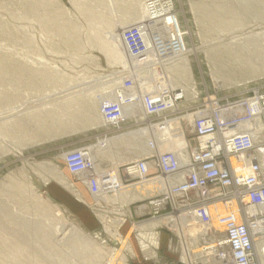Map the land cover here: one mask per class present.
Segmentation results:
<instances>
[{"label": "rangeland", "instance_id": "374dc122", "mask_svg": "<svg viewBox=\"0 0 264 264\" xmlns=\"http://www.w3.org/2000/svg\"><path fill=\"white\" fill-rule=\"evenodd\" d=\"M138 24L150 33L161 27L164 58L156 50L129 55L123 32ZM157 87L182 98L173 112L146 118L140 95L157 93ZM117 93L138 100L124 105L128 121L119 126L107 123L101 112ZM242 102L250 107L229 109V117L246 120L241 126L248 130L242 132L254 133L256 151L264 155V0H0V264H218L214 245L224 236L206 234L186 209L173 213L170 205L158 219L149 214L134 219L130 230L129 203L145 208L152 198L134 197L129 185L155 196L170 183L161 191L148 183L129 184L126 169L146 158L153 164L162 152L187 156L195 145L197 115ZM166 122L173 124L164 144ZM149 127L157 130L158 149L154 138L147 143ZM140 138L151 153L129 161V148ZM180 138L184 144L176 151ZM80 149L93 155L95 169L76 177L64 159ZM235 159L234 164L240 161ZM150 173L158 175L156 168ZM88 175L113 192L99 198L90 188L92 198H83L76 183ZM55 187L65 193V202L52 197ZM37 201L57 211L42 212ZM213 205L223 212L218 201ZM247 211L259 215L264 208ZM258 221L254 227L263 234L255 247L258 264H264L258 255L263 217ZM45 222L55 229L51 239L37 232ZM62 224L65 232L72 225L80 229L82 238L61 236ZM162 232L165 246L157 252L169 259L143 260L137 238L159 241Z\"/></svg>", "mask_w": 264, "mask_h": 264}, {"label": "built area", "instance_id": "2783aa9c", "mask_svg": "<svg viewBox=\"0 0 264 264\" xmlns=\"http://www.w3.org/2000/svg\"><path fill=\"white\" fill-rule=\"evenodd\" d=\"M152 24L153 22L148 26L154 27ZM165 24L171 25L167 21ZM160 28L150 33L147 32V25L138 24L125 30L123 41L129 55L142 57L156 50V56L164 58L161 51L163 47L160 48L164 44V36ZM148 35L150 39H147ZM173 35L172 32L171 38ZM168 53L172 55L173 49ZM163 89L157 87V93L149 90L140 95L146 118H161L176 109V104L182 98L181 94L172 95L173 100ZM116 96V99L104 104L101 112L107 123L119 126L128 121L124 117V105L129 104L132 107L138 100L130 96L124 99L120 93ZM245 105L250 107L242 102L231 107L217 106L211 114L197 115L193 122L195 145L187 156L180 158L175 151L162 152L153 164L152 158H146L129 164L126 169L129 184L136 182L144 185L156 179H166L170 183L166 191L151 199V220L160 218L172 205L173 213L188 210L206 234L224 236L223 242L214 245L218 264H258L255 242L260 237L254 235L253 226L259 222V218L264 219V212L249 215L247 210L264 208V155L262 150L260 153L256 151L255 140L250 132L231 133L246 120L229 117V109H239ZM235 158L241 160L238 167L233 163ZM64 160L69 173L76 177L84 176L95 169L86 149L68 152ZM152 168L157 169L158 175L152 176ZM87 177L92 193L98 195L101 185L97 177ZM214 201L220 203L223 211L218 216L222 231L216 230L214 226L211 213V208L216 206L213 205ZM137 240L145 261L158 257V240Z\"/></svg>", "mask_w": 264, "mask_h": 264}, {"label": "bare ground", "instance_id": "6f19581e", "mask_svg": "<svg viewBox=\"0 0 264 264\" xmlns=\"http://www.w3.org/2000/svg\"><path fill=\"white\" fill-rule=\"evenodd\" d=\"M233 24V23H232ZM242 24V23H241ZM248 39V38H247ZM183 49V48H182ZM121 95H123V98L125 99L126 98V96L124 95V94H121ZM251 108L252 109H258L259 108V110H260V106L259 105H256V104H252L251 105ZM144 109V108H143ZM190 120V119H189ZM194 121V120H193ZM190 122H192V121H190ZM172 124L173 123H171V122H166L164 125H163V127H162V134H163V137L161 138V140H162V143H166V141L169 139V131L171 130V126H172ZM193 124V123H192ZM251 124V123H250ZM251 126H252V124H251ZM251 128V127H250ZM245 129H247L248 130V128H245ZM245 129H243L242 128V126H240V127H238V129L237 130H234V131H231L232 133L234 132H242L243 130H245ZM252 130V129H251ZM246 131V130H245ZM145 133V136L147 137V140H148V137H149V140L147 141V143L148 142H150V140L152 139V138H154L155 139V141L157 142V145H159V146H157V149L160 147V145H161V143L159 144V140H157L156 139V137H155V134H157V130L154 128V127H149V129H148V131H146V132H144ZM147 133V134H146ZM252 133V132H251ZM252 134H254V133H252ZM150 137H151V139H150ZM168 138V139H167ZM175 139H177V137H175ZM141 138L139 139V143L135 146V147H133L132 149H129V151H132V152H130V155H129V157L130 156H133V157H131V158H129V161H132V160H136L137 158H139L140 156H141V154L142 155H148V154H150L151 153V148H150V146L146 143V145L144 144V143H142L141 142ZM176 142V151L177 150H180V149H182V147H183V140H182V138H180V139H178V141H175ZM175 142L173 143V144H175ZM171 147V146H170ZM180 147V148H179ZM156 149V150H157ZM145 150V151H144ZM182 152V151H181ZM181 152H176V153H178L179 155V157L181 158L183 155L181 154ZM88 155H89V157H90V159H92V154L88 151ZM124 160L125 161H127L126 159H125V157H124ZM236 160V159H235ZM241 164V160L239 161V162H237V163H235L234 165L236 166V167H238L239 165ZM61 182V181H60ZM63 183V182H62ZM169 183V181H167L166 179H160V180H158V181H156V182H153L152 181V183H148V187H149V189H152V188H156L157 190H159V191H161V187L162 188H164L165 186L164 185H166L167 186V184ZM65 185L67 184V183H64ZM163 185V186H162ZM170 184H168V186H169ZM67 187H68V184L66 185ZM144 186H146V184L144 185ZM125 193V192H124ZM39 202L37 201V208H39L42 212H49L51 209H52V211H57V209H54V208H51V206H49V204H47V203H44V202H41V203H44V206H43V204L41 205V204H38ZM38 210V209H37ZM211 210L215 213V215L217 216V222H218V224H217V227L219 228V229H221V230H223V228H221V226L219 225V220H218V216L221 214V210L218 208V206L216 207V206H213L212 208H211ZM39 211V210H38ZM45 215V214H44ZM103 217V216H102ZM109 218V217H108ZM103 220L104 221H107V219H106V217L105 218H103ZM29 223H30V221H28ZM176 222H177V220H176ZM20 224V223H19ZM23 224H25V223H23ZM60 223H58L57 225H59ZM21 225V224H20ZM37 227H39L38 229H37V232H41V233H43V235H44V237H45V239H51V236H52V233H54V231H55V229H53V228H50V226H47V222H45V223H43V225H42V223L39 225V226H37ZM37 227H35V228H37ZM72 228H70V230L68 231V232H65V230H67V228H65V224H62V226H61V228H60V230H58L59 232H60V234H61V236H64V237H66V238H68V237H70L71 236V238H72V236H74V235H76V236H78L79 238H82V235H83V233H81V231H80V229H78L77 227H75V226H71ZM172 227H174V225H172ZM26 228V227H25ZM31 228V227H30ZM55 228V227H54ZM108 228H109V230L110 231H112V233H114L115 234V236H120V234H118V232H117V230L116 229H113V230H111V227L110 226H108ZM140 230L142 229V228H139ZM179 229V228H178ZM32 230V229H31ZM180 230V229H179ZM27 231V230H26ZM13 232V231H12ZM33 232V231H32ZM11 233V232H10ZM27 233V232H26ZM29 233V232H28ZM34 233H35V231H34ZM58 233V232H57ZM179 233H180V231H179ZM253 233H254V235L255 236H260L261 234H263L262 232L260 233V231H257V228H255L254 226H253ZM17 234H18V232H17ZM36 234V233H35ZM34 234V235H35ZM50 234V235H49ZM29 235V234H28ZM31 235V234H30ZM183 235V234H182ZM16 236V235H15ZM75 236V237H76ZM18 237V236H17ZM38 237V236H37ZM41 237H43V236H41ZM121 237V236H120ZM8 240H11V239H7V240H5V241H8ZM27 240V239H26ZM36 240V239H35ZM38 240V239H37ZM77 240V239H76ZM14 241H16V239L14 240ZM20 241H21V239H20ZM29 241V240H28ZM82 241V240H81ZM80 241V242H81ZM22 242V241H21ZM45 242H47V241H45ZM49 242V241H48ZM75 242V241H74ZM77 242H78V240H77ZM264 240L263 241H261V242H259V243H262V245L260 246V248L258 249V255H259V257L261 258V260H262V262H264ZM24 243V242H23ZM22 243V244H23ZM13 245H14V243H12ZM11 244V245H12ZM17 244V243H16ZM28 244V243H27ZM143 244H144V246H145V240H143ZM24 246V245H23ZM16 247V246H15ZM25 247L26 246H24V249H25ZM28 248V247H27ZM26 248V249H27ZM24 249L22 248H20V249H18L17 250V253H19V252H21V254H22V250H23V252H24ZM13 250V249H12ZM15 251V250H14ZM20 254V253H19Z\"/></svg>", "mask_w": 264, "mask_h": 264}, {"label": "crops", "instance_id": "0c3cea01", "mask_svg": "<svg viewBox=\"0 0 264 264\" xmlns=\"http://www.w3.org/2000/svg\"><path fill=\"white\" fill-rule=\"evenodd\" d=\"M120 20V19H119ZM128 73H129V69L128 70H126V75H128ZM120 82H123V79H121V81ZM126 82L128 83L129 82V80H128V78L126 79ZM132 147H130L129 149H131ZM101 178H103L102 176H99V179H101ZM122 180V179H121ZM77 182L78 183H76L77 184V186H79L80 188H81V190H83V192H84V194L85 195H83L82 194V196H83V198H92V196H91V194H90V186H89V180H87V181H82V182H80V181H78L77 180ZM137 185H139V184H137ZM137 185H135V186H137ZM140 185H143V184H140ZM135 186H130L129 185V188L130 189H133L134 191V197H137L138 195H140V197H143V198H148V200L150 199V198H154L155 196H153V193L152 194H150V195H148V194H146L147 192H141L139 189L138 190H136V189H134L133 187H135ZM107 186H102V188H101V190H100V193L97 195L99 198H101V197H104V195L105 194H110V193H112L113 191L112 190H109V189H107L106 188ZM51 192V195H52V197H54V198H56V199H59V200H63L64 202L66 201V199H67V196L65 195V193L63 192V191H61V190H59L58 188H53L52 190H50ZM121 191V190H120ZM119 191V192H120ZM129 191H131V190H129ZM121 193H123L122 191H121ZM86 196V197H85ZM80 199V198H79ZM141 201V200H140ZM133 204L132 203H129V208L125 211V218L127 219V221L129 222L128 224H129V228H130V230L132 229V221L134 220V219H137V218H140V217H144V216H147L149 213H150V208L147 206V207H145V208H143V207H138V208H132L131 206H132ZM110 227H111V230H113L114 228L112 227V225H110ZM137 231V230H136ZM131 234H132V231H131ZM162 234H163V236H162V238H161V240H159L158 242H157V244L158 245H160L161 246V249L160 248H158V250H160V251H162V249L164 248V246H165V244H164V235H165V233L164 232H162ZM159 246V247H160ZM140 248V247H139ZM140 251V254H141V257H142V259L143 260H145V256H144V254H143V252L141 251V249L139 250ZM162 256H164V259H166L167 257H165V255L163 254ZM160 254H158V257L156 258V259H153V260H160L159 258H161L162 257ZM136 257V256H135ZM131 258V257H130ZM163 258V257H162ZM167 259H169V258H167Z\"/></svg>", "mask_w": 264, "mask_h": 264}]
</instances>
